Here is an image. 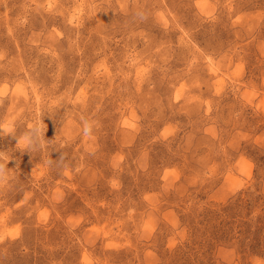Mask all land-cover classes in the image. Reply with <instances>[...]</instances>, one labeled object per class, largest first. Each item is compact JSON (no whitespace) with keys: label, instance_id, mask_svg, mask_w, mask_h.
Listing matches in <instances>:
<instances>
[{"label":"rangeland","instance_id":"1","mask_svg":"<svg viewBox=\"0 0 264 264\" xmlns=\"http://www.w3.org/2000/svg\"><path fill=\"white\" fill-rule=\"evenodd\" d=\"M0 264H264V0H0Z\"/></svg>","mask_w":264,"mask_h":264},{"label":"clouds","instance_id":"2","mask_svg":"<svg viewBox=\"0 0 264 264\" xmlns=\"http://www.w3.org/2000/svg\"><path fill=\"white\" fill-rule=\"evenodd\" d=\"M85 131H86V133L90 132L91 131V125H86Z\"/></svg>","mask_w":264,"mask_h":264}]
</instances>
